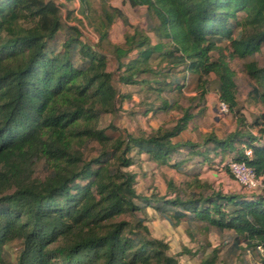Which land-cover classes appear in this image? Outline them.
<instances>
[{
  "label": "trees",
  "instance_id": "trees-1",
  "mask_svg": "<svg viewBox=\"0 0 264 264\" xmlns=\"http://www.w3.org/2000/svg\"><path fill=\"white\" fill-rule=\"evenodd\" d=\"M126 1L154 15L157 24L149 30L155 41L133 27L123 43H111V26L128 19L106 0L99 8L94 0H79L77 11L97 34L95 44L81 39L78 26L62 22L53 0H0V264H178L166 242L149 236L147 217L135 223L124 218L146 214V207L172 226L186 222L189 236L197 222L214 230L234 259L261 255L259 247L264 254V127L250 133L263 124L248 125L237 108L236 74L228 62L251 57L264 45V0ZM224 40L229 44L220 47ZM104 43L118 61L116 81L147 94L144 114L177 108L173 125L138 135L113 123L99 126L116 111L118 97L131 99L114 85ZM246 72L255 82L254 97L264 103V64L248 61ZM211 81L236 127L224 138L201 132L196 141L174 142L182 131L198 130ZM191 84L195 94L185 96L182 107L178 96ZM94 144L97 154L85 157ZM142 153L182 180H169L164 194L137 193L130 166ZM228 160L245 161L261 178V191L235 194L200 183L205 165L229 170ZM15 242V259L6 261L4 247ZM217 259L213 252L200 264Z\"/></svg>",
  "mask_w": 264,
  "mask_h": 264
},
{
  "label": "rangeland",
  "instance_id": "rangeland-1",
  "mask_svg": "<svg viewBox=\"0 0 264 264\" xmlns=\"http://www.w3.org/2000/svg\"><path fill=\"white\" fill-rule=\"evenodd\" d=\"M52 1V0H51ZM60 6L61 20L65 24L76 25L81 31V39L90 44L97 42L98 36L89 25L88 20L83 17L77 9L80 6L79 0H53ZM107 4L120 8L128 19V24L118 18L109 30V41L115 44H121L124 42L125 35L133 32V27H138L145 31L153 41L156 40V36L151 32L150 27L157 24L154 15L147 10L145 6L132 7L126 0H106ZM94 5L99 8L100 0H94ZM72 11L71 15L68 11ZM244 16L243 12L238 13V18L241 20ZM80 20V22L77 19ZM234 34L237 35L241 32L242 27L240 25L235 26ZM63 37V31L59 33V38ZM228 41L224 40L219 43L220 47L228 45ZM104 52L109 58L108 69L114 74V85L118 90V93H125L131 96V99L122 100L117 98L116 111L105 115L99 126H105L110 123H114L118 126L119 130L138 135L139 133L150 134L152 131H156L163 127H169L173 125L174 120L180 115V111L176 108L170 112L143 113L145 109L142 101L146 100V95L141 93L137 86H127L119 84L116 81V70L118 68V61L110 53V46L106 43L103 44ZM218 51L212 52L213 58L218 56ZM254 60L258 65L264 64V45L261 50L255 53L251 57L240 58L233 57L228 58L229 65L235 71V78L237 82V101L238 109L244 116L246 123H254L255 120L262 122L263 125H253L250 127V133L252 135H258V127H264V103L254 97L251 87L255 85L254 79H252L246 72V64L248 61ZM210 80L215 77L213 74L208 76ZM207 99L209 100V112L205 114V120L202 124L203 132L209 131L211 128L215 130L218 135L223 137L226 132L234 129L237 125L236 118L228 110L221 112L219 109V100L214 88V82L208 85ZM193 84L188 89L185 88L184 96H178V104L185 107L188 104L185 96L193 95ZM133 98V99H132ZM152 100V98H149ZM218 107V108H217ZM132 111L133 113H128ZM217 117V121L213 117ZM108 132H111L108 130ZM188 132V131H187ZM189 133V132H188ZM187 135V134H186ZM189 136V134H188ZM98 152V146L96 144L89 145L85 151V157H91ZM131 154H134L132 152ZM143 160L133 164L132 168L138 172L137 183L139 190L148 191L149 195L163 194L164 184L162 179H165L162 173V166L147 159V155L144 154ZM141 165H145L144 170L141 172L138 169ZM45 170L40 166L36 170V175L43 176ZM176 175V174H175ZM174 175V176H175ZM163 177V178H162ZM200 183H207L213 188L222 189L224 192L237 194V181L231 176V172L224 167L217 166L214 169L206 168L202 169L200 175ZM136 183V184H137ZM241 190L242 188L239 187ZM261 190L258 189L254 192L242 190V194L251 195L257 194ZM146 214L143 211L129 213L124 215V218L132 223H135L138 219L147 217L144 225L148 228V234L152 238L162 239L168 244L167 254L174 256L178 264H200V259L211 255L213 252L217 254L216 264H219V260L225 262V264H264L261 261V255L256 252H248L242 255L241 259H234L226 253L227 246L222 243L225 241L223 237L218 236L214 230H204L200 228L202 223L197 222L193 226H190L192 236L187 233V223L181 222L176 226L169 225L164 218L157 215L153 207H146ZM18 244L11 243L4 247L3 256L7 261H14L18 252Z\"/></svg>",
  "mask_w": 264,
  "mask_h": 264
},
{
  "label": "crops",
  "instance_id": "crops-1",
  "mask_svg": "<svg viewBox=\"0 0 264 264\" xmlns=\"http://www.w3.org/2000/svg\"><path fill=\"white\" fill-rule=\"evenodd\" d=\"M195 94V93H194ZM193 94V95H194ZM208 94V93H207ZM207 94H206V96H205V99H206V110H205V114L207 113V111L209 110V100L207 99ZM133 99V98H132ZM218 108V107H217ZM209 112V111H208ZM205 114H204V117H203V120H202V123H201V125L199 126V128H198V130H190V129H186V130H184V131H182L177 137H175L174 138V142H178V141H196L197 140V138H198V136H199V133H209V132H214L219 138H224L225 137V135L223 136V137H221L220 135H218V133H216V131L215 130H212L211 128L209 129V131H206V132H203V130H202V124H203V122H204V120H205ZM214 118V120L215 121H217V117L215 116V117H213ZM114 124V123H113ZM115 125V124H114ZM116 126V125H115ZM117 128H118V126H116ZM119 129V128H118ZM233 130V129H232ZM189 133H188V132ZM187 134V135H186ZM188 134H189V136H188ZM133 155V154H132ZM144 156V153H142V154H140V156H139V161L141 160H143V157ZM219 159H221L220 157H216L215 158V160L216 161H218ZM133 166V165H132ZM132 166H130V170L132 171V172H134V173H136V180H138V172L136 171V169H133L132 168ZM214 167L213 168H211V169H214L215 167H217L218 165L216 164V165H213ZM144 167H145V165H141V168L140 169H138V171L139 172H141L142 170H144ZM206 168H210V167H208L207 165H205L204 167H203V170H205ZM162 173H163V176H165V179L163 180L162 179V181H163V184H164V192H163V194L165 193V191H166V188H167V183H168V181L169 180H174V181H176V182H180L181 180H182V177H180V175H179V173H177V171L175 170V169H173L172 167H170V166H168V165H162ZM176 174V175H175ZM175 175V176H174ZM163 178V177H162ZM137 183V182H136ZM138 184L139 183H137L136 185H135V188H136V192L137 193H140V194H142V195H149V193H148V191H146V190H139V186H138ZM238 184V183H237ZM236 186V190H237V193H242V190L239 188V187H241L240 185L237 187V185H235ZM167 221V220H166ZM168 222V221H167ZM169 223V222H168ZM171 224V223H170ZM169 224V225H170Z\"/></svg>",
  "mask_w": 264,
  "mask_h": 264
},
{
  "label": "built area",
  "instance_id": "built-area-1",
  "mask_svg": "<svg viewBox=\"0 0 264 264\" xmlns=\"http://www.w3.org/2000/svg\"><path fill=\"white\" fill-rule=\"evenodd\" d=\"M219 109L221 112H226L228 110V107L224 102L219 101ZM244 154L246 156H250L251 149L245 147ZM226 164L234 179L237 181V183L241 186L243 190L250 191L252 193L258 189H261V178L257 176L256 173H254V171L246 164L245 161L228 160ZM259 250L261 252V256L264 262V254L260 247Z\"/></svg>",
  "mask_w": 264,
  "mask_h": 264
}]
</instances>
